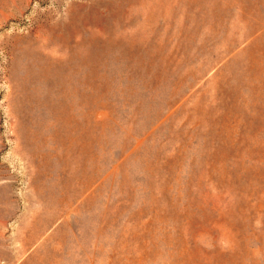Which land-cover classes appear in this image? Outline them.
<instances>
[{
    "label": "rangeland",
    "instance_id": "374dc122",
    "mask_svg": "<svg viewBox=\"0 0 264 264\" xmlns=\"http://www.w3.org/2000/svg\"><path fill=\"white\" fill-rule=\"evenodd\" d=\"M0 264H264V0H0Z\"/></svg>",
    "mask_w": 264,
    "mask_h": 264
}]
</instances>
